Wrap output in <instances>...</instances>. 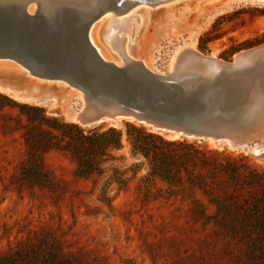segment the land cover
I'll list each match as a JSON object with an SVG mask.
<instances>
[{
    "label": "rangeland",
    "instance_id": "rangeland-1",
    "mask_svg": "<svg viewBox=\"0 0 264 264\" xmlns=\"http://www.w3.org/2000/svg\"><path fill=\"white\" fill-rule=\"evenodd\" d=\"M135 21L140 22L138 18ZM149 23L140 52L155 69H169L175 51L186 42L226 61L264 44V3L255 0H176L159 5ZM107 32L108 25H104L101 41L105 45ZM119 37L123 38L124 32H119ZM0 75L19 77L20 73L2 64ZM34 83L22 81L27 92L0 89V250L43 229L62 240L68 249L83 250L90 258L106 264H264V252L247 237L227 246L214 245L206 239L213 235V228L177 224V220H184L177 209L180 203L144 204L137 192L141 176L119 191L117 183L106 186L110 176H102L98 182L77 176L76 159L61 139L51 137L50 146L44 150L34 147L31 137L42 132V124L58 128V132L76 133L67 128L72 121L64 113H55L37 91L31 90ZM44 113L55 119L47 120ZM128 122L140 125L127 120L122 121L123 125H79L86 132L109 126L126 130ZM187 140L244 157L237 164L239 181L246 161L264 176V151ZM111 154L116 156V165L129 167L140 162L131 155L129 145ZM122 157H126L125 162ZM36 160L47 173L41 176L43 180L35 177ZM109 166L111 162L105 165ZM146 170L143 168L141 174ZM263 189L256 185L249 190L262 194ZM259 245L264 246V241Z\"/></svg>",
    "mask_w": 264,
    "mask_h": 264
},
{
    "label": "water",
    "instance_id": "water-1",
    "mask_svg": "<svg viewBox=\"0 0 264 264\" xmlns=\"http://www.w3.org/2000/svg\"><path fill=\"white\" fill-rule=\"evenodd\" d=\"M169 1L0 0V61L29 73L0 80L24 92L22 81L34 80L32 91L82 126L127 120L174 139L264 144V44L231 61L187 48L171 70L154 71L141 60H106L92 43L90 28L106 11Z\"/></svg>",
    "mask_w": 264,
    "mask_h": 264
},
{
    "label": "trees",
    "instance_id": "trees-1",
    "mask_svg": "<svg viewBox=\"0 0 264 264\" xmlns=\"http://www.w3.org/2000/svg\"><path fill=\"white\" fill-rule=\"evenodd\" d=\"M202 47L205 49L206 46ZM43 117L55 119L48 118L45 113ZM41 126L42 132L31 137L34 147L44 150L50 146L51 137L61 139L76 159L77 176L93 178L95 182L102 176H110L106 186L117 183L119 191L127 188L133 178L141 176L137 192L144 204L151 201L180 203L177 209L184 215V220L176 223L213 228V235L207 236L210 239L206 237L209 243L227 246L247 237L264 252V246L259 245L264 241V189L262 194L249 190L256 185L264 187V176L257 169H251L254 166L246 161L242 179L237 180V164L244 157L200 146L187 139H169L132 122L127 123L126 130L109 126L102 131L94 128L88 132L78 123L71 122L67 128L75 130L74 134L58 132L55 130L58 128L45 124ZM126 145L140 162L129 167L116 165V156L111 152ZM122 159L126 161V157ZM108 162L111 166L105 167ZM33 165L38 175L35 177L43 180L41 176L47 175L43 166L37 160ZM145 167L146 172L141 174ZM0 264L106 263L90 258L83 250L68 249L62 240L40 229L0 250Z\"/></svg>",
    "mask_w": 264,
    "mask_h": 264
},
{
    "label": "bare ground",
    "instance_id": "bare-ground-1",
    "mask_svg": "<svg viewBox=\"0 0 264 264\" xmlns=\"http://www.w3.org/2000/svg\"><path fill=\"white\" fill-rule=\"evenodd\" d=\"M174 1V0H171ZM169 1V2H171ZM167 2V3H169ZM149 6V7H147ZM159 7V4L152 5L146 4L144 2H138L135 4L130 10L118 13V17H115L116 14L113 11H106L101 18L96 21L90 28L89 35L92 43L95 45L97 50L100 54L109 61H113L119 65H121L124 60H141L144 64L154 71H162V69H155L147 64V60L144 56H142L140 49H141V42L145 36V33L149 27L150 18L153 15V12ZM112 12L114 14H112ZM129 17L128 20L126 18ZM135 18L140 20L139 23H136ZM104 25H108V32L105 36V40L107 45L110 46L109 48L101 41V29ZM119 32H124V37H119ZM191 49L197 50L195 44L193 42H186L185 45L183 44L179 47L173 57L171 62L170 70L174 67L178 54L184 49ZM112 49V51H111ZM199 51V50H197ZM114 52V53H112ZM118 55V57L114 56L113 54ZM215 55V54H214ZM237 54L235 55V57ZM199 60V59H198ZM9 65L11 68H14L23 76H28L29 73L27 70L19 65L14 64L13 62L9 61H0V65ZM0 89L1 90H10L16 91L17 88H13L9 84H5L0 80ZM120 125H123L122 121L117 122ZM115 125V124H114ZM119 126V125H118ZM212 144H218V142L209 141ZM220 144V143H219ZM223 144V143H222ZM232 147L231 145H228ZM233 148V147H232ZM246 150H254L255 152L264 151V144H257L250 147L240 148Z\"/></svg>",
    "mask_w": 264,
    "mask_h": 264
}]
</instances>
